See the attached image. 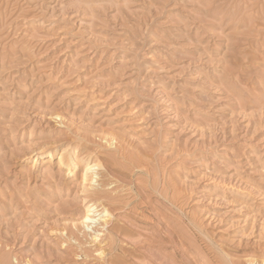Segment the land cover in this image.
Returning <instances> with one entry per match:
<instances>
[{"label":"rangeland","instance_id":"374dc122","mask_svg":"<svg viewBox=\"0 0 264 264\" xmlns=\"http://www.w3.org/2000/svg\"><path fill=\"white\" fill-rule=\"evenodd\" d=\"M86 159L104 258L70 231ZM4 259L264 264V0H0Z\"/></svg>","mask_w":264,"mask_h":264},{"label":"bare ground","instance_id":"6f19581e","mask_svg":"<svg viewBox=\"0 0 264 264\" xmlns=\"http://www.w3.org/2000/svg\"><path fill=\"white\" fill-rule=\"evenodd\" d=\"M53 157V153H50ZM67 152L65 151L58 159L56 163L57 167L68 169L65 170V176H70L73 174L74 166L70 165L66 159ZM90 159V158H89ZM89 159L83 160L79 169V179L80 186L82 188L83 199H84V212L81 219L78 222H74V229L70 230L71 235L77 236V233H83L86 240H79L75 237L73 238L75 242L83 246L84 244H89L92 247V251L99 256L104 258L106 256V247L115 239L114 236L107 237L105 232H108V225L112 220V212L107 208L109 203L115 202V198L112 193H108L104 189H99L100 186H106L103 179L100 178L99 174L96 172V167L98 164H92ZM49 159L46 162H51ZM54 164H51L53 166ZM99 178V179H98ZM103 183H99L102 182ZM114 230V229H112ZM109 234V232H108ZM110 235V234H109ZM110 247V246H109ZM108 248V247H107ZM3 264H11L8 259L2 261Z\"/></svg>","mask_w":264,"mask_h":264}]
</instances>
